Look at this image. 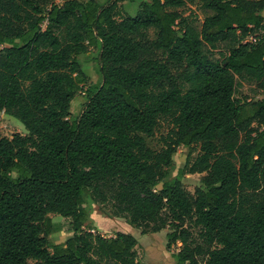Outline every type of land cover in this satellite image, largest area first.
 Masks as SVG:
<instances>
[{"label": "trees", "instance_id": "trees-1", "mask_svg": "<svg viewBox=\"0 0 264 264\" xmlns=\"http://www.w3.org/2000/svg\"><path fill=\"white\" fill-rule=\"evenodd\" d=\"M188 4L209 12L199 28L178 11ZM263 11L264 0H0V111L27 131L0 135V264H140L132 235L94 232L86 193L142 235L168 229L174 264H264V97L236 96L264 94ZM89 48L101 82L72 119ZM184 174H204L193 193ZM50 214L68 220L63 243L50 241Z\"/></svg>", "mask_w": 264, "mask_h": 264}, {"label": "rangeland", "instance_id": "rangeland-1", "mask_svg": "<svg viewBox=\"0 0 264 264\" xmlns=\"http://www.w3.org/2000/svg\"><path fill=\"white\" fill-rule=\"evenodd\" d=\"M122 15H134L137 8L138 2H123L120 4ZM178 11L182 17L186 18L195 27L199 28L203 19L209 12L204 11L198 5L188 4ZM44 28V24L42 25ZM152 38V32L150 33ZM251 39V38H249ZM219 47L212 51L214 58H218ZM97 49L89 48V51L79 56V61L81 63V68L85 73L86 82L81 86V90L77 93L70 104L71 118L75 119L82 111V105L86 102V92L87 90L93 89L100 85L101 76L98 72V63L96 60ZM236 96L242 100L244 99H256L263 98V93H254L252 88L248 85H243L239 87ZM171 126L168 122H162L157 127L154 135V143L160 141V138L165 136L170 130ZM27 134L22 123L14 117L4 115L3 111H0V135L3 137L10 138L13 134ZM156 144V143H155ZM199 153L198 146H192L190 148H178L176 153L173 155V167L169 172L168 179L172 180L178 177L179 171L184 167L187 161H192ZM204 174H184L180 177V180L190 193L194 192V188L198 185L200 178ZM86 207L90 213V221L93 224L94 232L103 235H113L116 231H120L126 234L132 235L137 240L136 246V257L140 264H174L172 254L177 252L180 244L172 246L171 249H166V234L168 229H164L155 234L142 235L140 232L127 224L125 220L109 217L105 215L101 208L93 204L90 200V195L88 193L84 194ZM52 222L58 226L59 232L52 234L49 238L50 241L58 244L63 243L71 235V229L68 224V220L60 216L50 214Z\"/></svg>", "mask_w": 264, "mask_h": 264}, {"label": "crops", "instance_id": "crops-1", "mask_svg": "<svg viewBox=\"0 0 264 264\" xmlns=\"http://www.w3.org/2000/svg\"><path fill=\"white\" fill-rule=\"evenodd\" d=\"M262 16L264 17V11L262 12ZM115 220H119V218H116ZM118 232H120V231H118ZM109 236H112V235H108L107 237H109Z\"/></svg>", "mask_w": 264, "mask_h": 264}]
</instances>
